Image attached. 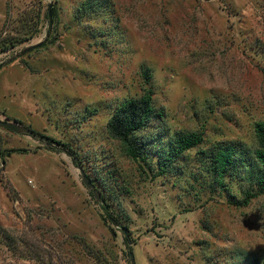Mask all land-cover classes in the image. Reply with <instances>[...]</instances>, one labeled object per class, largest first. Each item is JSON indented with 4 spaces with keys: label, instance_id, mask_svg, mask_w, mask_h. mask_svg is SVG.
I'll return each mask as SVG.
<instances>
[{
    "label": "rangeland",
    "instance_id": "1",
    "mask_svg": "<svg viewBox=\"0 0 264 264\" xmlns=\"http://www.w3.org/2000/svg\"><path fill=\"white\" fill-rule=\"evenodd\" d=\"M147 91L133 160L106 125ZM0 120L67 146L0 126V264H264V194L233 204L259 173L264 0H0ZM177 133L201 143L167 162Z\"/></svg>",
    "mask_w": 264,
    "mask_h": 264
},
{
    "label": "trees",
    "instance_id": "2",
    "mask_svg": "<svg viewBox=\"0 0 264 264\" xmlns=\"http://www.w3.org/2000/svg\"><path fill=\"white\" fill-rule=\"evenodd\" d=\"M55 15V9L49 6L47 13L49 23H52L51 17ZM155 119H160V115L154 110L152 93L147 91L141 97L127 100L118 106L108 120L106 130L108 135L121 145L125 155L136 160L139 157V148L134 136L139 131L147 128ZM254 135L256 146L253 151V158L255 164L259 167L258 177L256 178V192H247L242 200H234L233 204L236 206H246L251 199L257 195L264 194V123H257L255 125ZM47 142L55 143L63 148L67 147L65 144L54 142L50 138H47ZM200 143L201 137L198 135L177 133L168 151L169 158L167 162L179 160L186 152L197 148ZM16 152H19V150L1 151L0 158L5 160V157ZM235 154L236 151L233 147L225 146L216 148V150L210 152V155L207 156L211 163V173L219 183L222 182L230 166L235 161ZM168 164L164 162L160 171L165 172ZM100 201L102 209L108 214L110 221L116 224L119 223L117 218L108 213V206L103 204L102 198H100ZM121 229L127 236L126 230Z\"/></svg>",
    "mask_w": 264,
    "mask_h": 264
},
{
    "label": "water",
    "instance_id": "3",
    "mask_svg": "<svg viewBox=\"0 0 264 264\" xmlns=\"http://www.w3.org/2000/svg\"><path fill=\"white\" fill-rule=\"evenodd\" d=\"M39 45L40 44L38 43L34 46L27 48L26 50H24V52L22 54H24L25 52L30 51L32 49H35ZM0 126L3 127L4 129L8 130V131L15 133V134H25V135L31 136V137H33L37 140L43 141V142L47 141V137L35 132L34 130H32L28 127L22 126L20 124L0 120ZM80 172H81L83 184L86 186V188L88 190H90L92 192L95 200L100 201V197L98 196L97 190L95 189L93 184L90 182V180H88V178L85 176V174L82 171H80ZM129 258H130V264H136L134 256L131 252L129 253Z\"/></svg>",
    "mask_w": 264,
    "mask_h": 264
}]
</instances>
